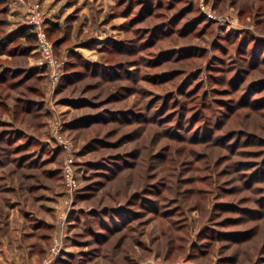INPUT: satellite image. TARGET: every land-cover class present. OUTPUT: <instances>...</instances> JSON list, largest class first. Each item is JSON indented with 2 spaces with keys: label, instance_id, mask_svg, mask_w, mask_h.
I'll list each match as a JSON object with an SVG mask.
<instances>
[{
  "label": "rangeland",
  "instance_id": "rangeland-1",
  "mask_svg": "<svg viewBox=\"0 0 264 264\" xmlns=\"http://www.w3.org/2000/svg\"><path fill=\"white\" fill-rule=\"evenodd\" d=\"M24 1L74 76L49 94L36 51L0 53V247L28 249L8 247L12 264H264V0ZM13 128L26 134L7 142ZM56 137L74 151L71 194Z\"/></svg>",
  "mask_w": 264,
  "mask_h": 264
},
{
  "label": "built area",
  "instance_id": "built-area-1",
  "mask_svg": "<svg viewBox=\"0 0 264 264\" xmlns=\"http://www.w3.org/2000/svg\"><path fill=\"white\" fill-rule=\"evenodd\" d=\"M19 4L23 5L25 8V25L35 36V51L38 54V61L36 63L37 67L44 68L48 77V93L52 94L59 85L63 63L59 62L54 53L53 45L49 41L46 33L47 20L48 17L45 12H43L39 2L26 5L24 0H15ZM57 138L58 147L64 151V163L62 166V178L63 184L67 189V193L71 194L76 188V176L74 165V151H72L69 143L60 137ZM66 203V201H65ZM66 212L62 209L58 215V225L60 227L64 226L66 221ZM59 251V241L58 238H53L49 247L48 256H53ZM51 260L46 259L42 264H50Z\"/></svg>",
  "mask_w": 264,
  "mask_h": 264
},
{
  "label": "trees",
  "instance_id": "trees-1",
  "mask_svg": "<svg viewBox=\"0 0 264 264\" xmlns=\"http://www.w3.org/2000/svg\"><path fill=\"white\" fill-rule=\"evenodd\" d=\"M1 2L4 4L3 5L4 6L3 8H5L6 1L5 0H0V3ZM48 20H47V27H46L47 35H49L50 30L55 26V23H52L51 20H49V21ZM0 23H1V21H0ZM16 39H21L22 40V42L19 43V45H17V52L20 53V54H22V53L27 54L28 51L32 48V46L35 43V36H34V34L31 33V31L27 28L26 25H24L21 28H19L17 31H15L14 33H11V34L7 35L6 32H5L4 35H0V53L1 52H6V51L8 52L10 49H8L7 46L10 44V42L15 41ZM224 39L229 40V42H232V41H235L237 39V36L235 35L234 32H228V33L225 34ZM59 40L60 39L55 40L54 41V44L57 45L59 43ZM258 40L259 39L253 40L254 41V43H253L254 44V47L252 49V54L251 55L249 54L250 56L248 55L249 56V60L247 61V63L241 64L238 68H236V73H235V75L233 77V83H232L233 86H236L237 85V83L239 81V78H241V74L243 72L247 71V68L254 67L257 64V62L255 60H257V59L259 60L258 55L261 56L260 55L261 49H259V48L263 47L259 43ZM242 44H244V43L242 41H239L238 40V46H239V49L238 50H241L240 47H242ZM6 47H7V49H6ZM238 50L236 49V51L234 53L235 55L237 54ZM261 54L263 56L262 57V60L264 61V52L261 53ZM242 58L245 59V57H242ZM83 65H84L85 69L88 68V63H85ZM246 65L249 66V67H247ZM102 66L103 65H101L100 67L103 70V67ZM65 67H66V65H65ZM65 67H64V69H62L64 72L62 73V76H61V79H60V84L61 85H64L65 83H68V82H71L73 80L72 76H74L73 73L67 72L65 70ZM34 69H35V72L37 73L38 77L43 76L44 78H47V73H46V70L44 68L36 67ZM28 102H26L27 104L24 105V107H23L25 111H30V110L33 111L34 108L37 109L38 106L41 105V103H30L31 101H28ZM210 129H211L210 127H207V128L204 127L203 136L209 134ZM3 132H4V134L1 133V134H3L2 135V138L4 140H6L7 142H11L13 139H15V137H17L19 135H25L26 134V132L22 131L19 128H13L12 130H8V131H6L7 132L6 134H5V131H3ZM34 142H35L34 139L32 137H30V138H28V141L25 144L21 145L20 147H25V146L31 145ZM55 152H59V149L58 150H55ZM61 177H62V175H61ZM154 210H156V208ZM116 217H118V220L120 219L121 221L123 219L122 218V214L120 212L118 216H116V215L113 216V218H114L113 219L114 220L113 222L114 223H117V220H116L117 218ZM118 222H120V221H118ZM42 224H43V226H50V225L45 224V223H42ZM107 230H110V228L107 229ZM98 235H100V234H95V238H97ZM222 235H229V233H224ZM100 236L102 238H104V235L101 234ZM61 255H63V253H61ZM61 255L59 253V255L57 256L56 261H55L54 264H59V263H62V262L64 263L65 262L64 261L65 259H63L61 257Z\"/></svg>",
  "mask_w": 264,
  "mask_h": 264
},
{
  "label": "crops",
  "instance_id": "crops-1",
  "mask_svg": "<svg viewBox=\"0 0 264 264\" xmlns=\"http://www.w3.org/2000/svg\"><path fill=\"white\" fill-rule=\"evenodd\" d=\"M6 1V5L5 7L10 9L12 12H11V15L13 17L12 21L9 20L8 22V25L10 28H8V30L6 31V34L9 35L11 33H14L15 31H17L19 28H21L22 26L25 25V9H24V6L19 4L18 2L14 1V0H5ZM20 6V7H19ZM23 15H22V14ZM24 16V17H21ZM52 19V18H51ZM35 49V45L32 46V48L28 51V55H33L34 54V50ZM55 170H52V172H54ZM52 208L50 207V210ZM24 217V220L27 221V219H30L32 217V215H28L27 213H25L23 215ZM37 222V225H40L42 223H45V224H48V225H51V223L46 220V219H42V218H38V220L36 221ZM33 226V225H32ZM35 230L32 231V233H25L23 235V233L21 234V237L22 239H26L25 237H33L35 235ZM32 235V236H31ZM20 238V237H19ZM18 238V241L15 242V244H8L7 246L9 247V249H7L8 247H6V244L3 246V247H0V255L3 256L2 257V260H0V264H12L11 260L8 257V251H10V253H12V250H20V249H24L25 250V253L28 254V249L26 248V245L23 244V242L21 241V239ZM27 249V251H26ZM23 252V251H22ZM5 257V258H4Z\"/></svg>",
  "mask_w": 264,
  "mask_h": 264
}]
</instances>
